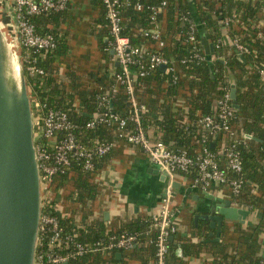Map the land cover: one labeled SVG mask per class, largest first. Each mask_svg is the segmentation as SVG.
<instances>
[{
  "label": "trees",
  "instance_id": "obj_1",
  "mask_svg": "<svg viewBox=\"0 0 264 264\" xmlns=\"http://www.w3.org/2000/svg\"><path fill=\"white\" fill-rule=\"evenodd\" d=\"M98 1L104 17L102 23L107 33L105 36L110 39L105 6L102 0ZM160 1L128 0L129 5L124 4L121 8L123 34L130 38L133 45L146 44L152 50L157 47V42L146 38L143 33L153 26L150 21L151 7ZM137 3L143 5L142 10H137ZM69 9L70 3L63 11L31 18L36 24L38 33L52 34L57 43L54 49L31 57L32 64L44 69L45 74L31 75L27 72L30 94L35 100L33 111L37 122L36 131L41 127V112L37 106L39 102L47 103L51 108L67 111L74 121L82 125L79 137L88 146L94 144L95 140L113 141L115 145L117 141L126 142L124 138H116L115 134L118 132L116 124L85 128L86 122L92 118L95 110L99 109L98 96L110 91L113 85L117 91L111 98L112 105L110 104L109 108L112 106V111L121 118L131 116V95L124 84L117 82L116 75L120 72V66L115 67V74L102 85L103 90L71 93L66 90L69 85H63L58 81L61 68L65 71L66 79L72 81L79 79L70 71V52L73 50V42L69 32L63 28ZM157 19L158 23L162 22V28L166 24L167 30L163 33L166 45L161 52L173 61L176 69L175 72L170 73L161 70L160 66L151 69L146 65L145 58H142L141 64L132 65V74H139L142 65L147 71L145 76L138 75L134 84V95L139 105L145 106V111L140 117L141 127L155 140H161L175 151L186 150L194 157L201 151V145L205 140L211 151L216 153L218 160L220 158L223 168L226 167L227 162L226 149L237 142L243 164L242 176L246 180V185L242 194L232 199L240 204L247 203L254 210L264 211V83L261 78V70H264V0H169L167 7ZM198 23L203 26L207 37L214 45L212 58L214 77L201 44ZM192 26L196 29L198 45L188 41ZM234 39H238L248 52L241 53L233 43ZM106 44L105 53L108 55L107 58L111 59L113 58L111 49H108V43ZM25 53L26 50L23 48L24 56ZM196 54L200 58L195 56ZM183 59L188 61L182 64ZM24 65L27 66L26 61ZM233 86L237 89V101L240 105L239 109L234 107L235 115L229 121L234 135L223 130L213 136L211 129L205 128L201 120L207 116L213 117L215 121L219 120L221 111L219 101L226 90L231 91ZM136 126L137 123L129 121L125 130H134ZM125 130L120 129V132ZM206 134L208 138H204ZM38 142L41 140L39 139ZM113 151L114 148L110 153L96 159V167L93 171L83 170L74 163L66 173L54 177L53 189L44 201L43 212L57 216L64 228L73 232L76 239L83 244H94L100 240L107 243L111 236H136L132 251L148 250L151 256L144 253L145 262L153 259L156 263L158 231L152 228L150 217H138L129 222H122L118 231L106 229V222L103 219L95 220L85 228L79 227L77 223V218L80 216L84 218L88 215V210L94 207L98 189V184L93 182L94 174L104 167L105 160ZM181 175H188L195 180L197 167ZM261 230L256 228L253 234L243 235L242 242L246 252L243 254L240 251L236 257L228 253L225 244L216 243V250L213 247L209 249L216 253V262L213 264H260L264 260L262 256H258L260 243L257 235ZM175 235L178 239L168 242L165 264H188L185 261L186 257H192L193 254L197 256L208 248L206 244L192 243L190 237L179 236L178 232ZM47 244H44L43 249H47ZM179 247L184 251L182 256L177 253ZM41 249L42 247L39 246L38 253ZM55 250L61 251L58 247ZM120 251L124 252V250ZM117 253V251L90 252L71 260L68 264H120Z\"/></svg>",
  "mask_w": 264,
  "mask_h": 264
},
{
  "label": "built area",
  "instance_id": "obj_2",
  "mask_svg": "<svg viewBox=\"0 0 264 264\" xmlns=\"http://www.w3.org/2000/svg\"><path fill=\"white\" fill-rule=\"evenodd\" d=\"M169 0H161L158 4L151 7L152 13L150 21L153 26L146 29L143 35L157 42V47L152 50L146 44L133 45L129 37L123 34V16L121 8L124 4L129 5L128 0H102L105 10L106 19L110 30V39L108 49L114 51L115 58L119 62L120 72L116 75L117 82L124 84L128 93L131 95L132 114L130 117L121 118L112 108L111 98L117 89L113 85L110 91L98 96V110L92 115V118L86 122L85 128L92 129L97 125L111 126L116 124L118 132L115 134L117 139H122L129 145L140 147L150 160L166 175L168 184L162 197L159 210L152 214L151 226L158 231L156 238V263L165 264L168 254V242L171 236L178 232L176 209L173 205L174 189L177 177L181 173H188L193 167H197L196 184L204 188H210L215 184L229 190L232 197L240 196L246 185V180L242 176L243 164L240 152L237 149L238 143L231 145L226 149V167L223 168L220 158L212 152L209 146L203 140L201 151L197 156H191L186 150L175 151L168 147L161 140H155L141 127L140 117L145 106H140L134 95V84L139 76H145L147 71L142 70L138 74H132V65L141 64L142 58L146 59V65L153 69L161 65H166V72H175L173 61L163 55L161 49L166 45L163 39V31L160 23L157 22L158 15L167 7ZM13 17L10 19L9 30L13 36L15 45L21 52L23 63L26 61V73L45 74L44 69L32 64L31 57L34 54L49 51L56 47V39L52 34H41L37 32L36 24L32 21L33 16H39L50 12H59L65 10L70 0H12ZM137 10H142L141 3L136 4ZM229 21V20H227ZM8 26V25H7ZM196 26V25H195ZM195 28L192 26L188 36V41L198 45L195 34ZM233 43L241 53L248 52V49L241 44L238 39ZM23 48L26 50L25 56ZM195 56L199 57L198 54ZM188 60L183 59L182 64ZM261 78L264 83V70H261ZM103 90V87L101 88ZM32 105L33 101L32 99ZM41 112V127L36 131V148L38 161L41 171L43 209L45 200L51 194L53 185L52 180L59 174H64L73 166L78 164L83 170L93 171L96 167V159L110 153L115 147V142H106L95 140L94 144L88 146L83 143L79 137L82 125L74 121L70 114L61 108L48 107L47 103H37ZM220 113L219 120L207 116L201 120L202 125L211 129L214 136L220 131L226 130L234 135L231 130L229 121L235 115L231 91L226 90L222 99L219 101ZM36 121V117H35ZM129 121L137 123L134 130H125ZM37 125V122H36ZM124 129L125 131H121ZM204 138H208L207 134ZM41 142H38V140ZM234 173L232 176L230 173ZM45 194V196H44ZM136 242V236H111L110 240L105 243L100 241L94 244H83L76 239V235L67 231L61 224L60 219L52 214L42 212L40 235L38 247L42 249L36 257V264H68L71 260L83 257L93 252H112L131 249ZM47 244V249L44 244ZM71 246V247H70ZM58 247L59 250H55ZM260 264H264V260Z\"/></svg>",
  "mask_w": 264,
  "mask_h": 264
},
{
  "label": "crops",
  "instance_id": "obj_3",
  "mask_svg": "<svg viewBox=\"0 0 264 264\" xmlns=\"http://www.w3.org/2000/svg\"><path fill=\"white\" fill-rule=\"evenodd\" d=\"M99 5L98 0H70V9L63 28L69 32V37L73 42V50L70 52V71L74 72L79 79L75 81L66 79L65 71L61 68L58 81L63 85H69L67 89L65 88L68 92L101 90L102 85L115 74V67H119L116 65L118 61L112 50L110 51L113 56L111 59H108L105 53L107 50L105 45L109 42V37L105 36L107 33L102 23L104 17ZM162 31L166 33V24ZM156 170L159 173H156ZM162 176L163 173L140 147L117 141L114 151L105 160L104 167L94 174L93 182L98 184L96 202L94 207L88 210V215L84 218L82 216L77 218L79 227L85 228L95 220L103 219L106 222V229L118 231L122 222H129L138 217H151L159 210L168 184L167 177L162 178ZM209 195L214 198H209ZM216 198L230 200L233 206L251 212L244 222H225L218 242L225 244L228 247V253L236 257L240 251L243 254L246 252V247L242 242L243 235H251L256 228H261L262 230L257 235L260 243L258 256L264 258V227H262L264 226V211L254 210L247 203L240 204L234 201L229 190L218 184L204 188L196 184L195 180L188 175L180 174L175 182L173 199L179 236L190 237L192 243H202L208 247L197 256L193 254L192 257H186L185 261L188 264L216 262V253L209 250L211 247L216 250L218 242L213 241L216 237V229L210 227V221L196 219L197 215L213 213L212 208L216 207ZM211 233L214 235L211 236ZM177 239L178 236L174 235V241ZM179 248L182 249V247ZM117 252H121V255L117 253L120 264H155L153 259L145 262L144 253L151 256L150 251L145 249H140L138 252L132 249ZM183 252L182 249L180 253H177L182 256Z\"/></svg>",
  "mask_w": 264,
  "mask_h": 264
},
{
  "label": "water",
  "instance_id": "obj_4",
  "mask_svg": "<svg viewBox=\"0 0 264 264\" xmlns=\"http://www.w3.org/2000/svg\"><path fill=\"white\" fill-rule=\"evenodd\" d=\"M4 2L9 16L13 17L12 0ZM198 29L214 77V45L200 23ZM10 34L0 19V264H36L43 212L36 121L22 55ZM160 68L165 71L167 66ZM231 98L234 107L239 109L234 86ZM209 198L214 197L209 195ZM216 201L213 213L197 215L196 219L210 221V227L216 229L213 241L218 242L225 222H244L251 212L233 206L230 200L216 198ZM181 251L179 248L178 252Z\"/></svg>",
  "mask_w": 264,
  "mask_h": 264
},
{
  "label": "rangeland",
  "instance_id": "obj_5",
  "mask_svg": "<svg viewBox=\"0 0 264 264\" xmlns=\"http://www.w3.org/2000/svg\"><path fill=\"white\" fill-rule=\"evenodd\" d=\"M0 19L4 23V25L8 28L9 24H10V19H9L8 14H7V7L5 5L4 0H0ZM9 28H8V30H9Z\"/></svg>",
  "mask_w": 264,
  "mask_h": 264
}]
</instances>
